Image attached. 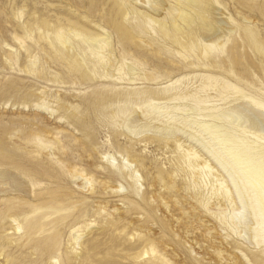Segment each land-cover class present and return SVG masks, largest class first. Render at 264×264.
<instances>
[{
    "label": "rangeland",
    "instance_id": "rangeland-1",
    "mask_svg": "<svg viewBox=\"0 0 264 264\" xmlns=\"http://www.w3.org/2000/svg\"><path fill=\"white\" fill-rule=\"evenodd\" d=\"M113 1L0 0V172L15 174L22 189L0 177V264H264V245H256L250 237L244 226L247 211L239 208L226 177L224 184L234 193L235 204L230 205L220 191L206 192L190 180L192 169L184 166L173 145L180 135L165 137L152 129L130 135L123 117L116 123L109 118L117 102L121 109L146 108L145 96L125 97L129 89L158 98V88L166 80L186 74L178 69L179 57L151 41L131 18H104ZM216 2L233 28L223 51L217 52L223 67L218 78L227 74L235 86L223 93L229 100L250 94L263 105L264 3ZM73 11L88 18H68L69 22L78 19L79 25L94 33H106L118 64L130 63L141 79L118 83L91 67L89 56L80 69L56 57L42 35L51 36L53 28L67 22L62 15L71 16ZM112 19L128 28L131 37L119 34ZM126 72L122 67L119 73ZM43 101L53 112L42 108ZM35 133L51 143L62 169L44 150L36 153L27 140ZM18 138L24 139L23 145ZM131 145L129 158L140 175L138 185L125 169L119 170L122 150ZM195 148L215 172H221L215 160ZM104 154L114 160L103 159ZM45 166L51 172H44ZM66 167L83 170L91 180L90 188L81 189L80 180L73 184L62 171ZM55 191L57 195L50 198ZM56 206L64 209L62 217ZM231 206L239 208L236 211L243 218L234 214L237 219H225L222 212ZM74 234L81 236L78 246L70 240Z\"/></svg>",
    "mask_w": 264,
    "mask_h": 264
},
{
    "label": "bare ground",
    "instance_id": "bare-ground-1",
    "mask_svg": "<svg viewBox=\"0 0 264 264\" xmlns=\"http://www.w3.org/2000/svg\"><path fill=\"white\" fill-rule=\"evenodd\" d=\"M216 1L114 0L105 9L104 18H131L139 31L148 33L151 41L158 42L164 48L172 50L179 57V71L186 73L181 77L166 80L165 84L158 88V98H153L152 93H147V91L145 93V91H139L135 88L129 89L124 94L125 97L135 96L139 98L145 96L142 104L146 108L144 110L141 107L129 109L126 106L121 109L120 102H117L116 108L109 118L113 120V123H116L119 117H123L125 120L122 123L130 135L137 136L145 129L160 132L165 137L180 135L181 138H174L173 145L184 166L192 169V172L188 173L190 180L206 192L220 191L223 196L229 199L230 205L235 204L232 199L234 193H231L228 183V187L224 184L226 177L232 184L235 192L234 197L239 202V204L237 203L239 208L247 211L248 215L244 221V226L248 229L250 237L256 242V245L260 243L264 245V104L262 105L250 94L244 93L238 98L233 97L229 100V96L223 93L225 90L235 89V86L228 80L227 74H223L220 77L222 79L218 78L223 67L218 64L219 54L217 52L218 50L223 51L227 41L226 37L233 31V28L229 24V16L218 6ZM262 1L264 3V0ZM21 11L17 13L18 17H21ZM70 15L65 17L62 15L61 18H88L86 14H77L75 11L71 12ZM76 20L78 19L69 22L68 19L66 25L60 23L61 26L56 27L53 23L55 28L48 24L50 28H53L52 30L48 28L51 30V36L47 34L49 32L46 34L42 32L45 35L41 33L48 40V43L45 42L47 46L49 44L56 51V57L72 64L75 63V67L80 69L86 64V56H89L91 67L103 70L102 76H108L118 83L125 80L127 84H134L137 79H141L140 73L130 63L125 61L118 64L106 33L98 35L99 33H94L88 29L89 27L79 25ZM111 23L119 34L128 38L131 37L132 34L128 28L116 22L115 19H112ZM28 25L31 24L28 23ZM41 25L40 23L38 26L41 27ZM41 28L45 27L42 25ZM28 29L25 30L28 31ZM32 58L34 60L36 56ZM35 61L32 63L35 64ZM122 67L127 70L125 75L119 73ZM56 101L54 102L56 103ZM59 102L58 104H60ZM127 102L133 104L130 100ZM251 103L255 104L254 107ZM61 106H64V102ZM49 107L48 102H42V108L53 112L54 109L51 107L49 109ZM38 134L35 133L34 137H27L29 138L27 140H30V143L34 145L36 153L44 150L45 156L53 161L52 163H60L58 165L62 169L63 162H59L55 157L54 147ZM18 140L20 139L18 138ZM22 140L24 141V139ZM22 140H20V144L23 145ZM196 146L219 164L221 172H215L210 167L209 159L199 153L195 148ZM7 148L9 147L7 146ZM9 150L7 153H10ZM131 153L132 145L123 148L119 170L125 169L132 183L138 185L140 175L138 170L133 167L134 160L129 158ZM102 158L108 161L114 160L109 154H104ZM10 161L8 160V162ZM62 171L70 176L73 184H77L80 180L79 187L81 189L90 188L91 180L84 174L83 170H73L66 167ZM44 172L51 171L45 166ZM0 177L11 179L13 187L22 190L19 189L21 181L15 174L9 171L0 172ZM56 192H53L50 198L56 196ZM54 208L60 216L63 214L64 209L62 207L60 209L57 206ZM236 210L231 206L230 209L222 212V215L227 220L237 219L234 214L243 218L241 211ZM15 228L16 230L21 229L20 225L17 224ZM70 240H73L78 246L81 242V236L74 234ZM149 249L154 251L152 246ZM261 251L262 258H264V249ZM142 253L146 254L147 250Z\"/></svg>",
    "mask_w": 264,
    "mask_h": 264
}]
</instances>
